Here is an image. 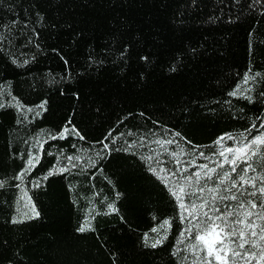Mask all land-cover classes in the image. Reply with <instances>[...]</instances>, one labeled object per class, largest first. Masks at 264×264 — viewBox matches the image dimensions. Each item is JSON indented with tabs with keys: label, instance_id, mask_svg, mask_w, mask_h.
Returning a JSON list of instances; mask_svg holds the SVG:
<instances>
[{
	"label": "trees",
	"instance_id": "trees-1",
	"mask_svg": "<svg viewBox=\"0 0 264 264\" xmlns=\"http://www.w3.org/2000/svg\"><path fill=\"white\" fill-rule=\"evenodd\" d=\"M262 92L264 0H0V264H181L187 222L158 176L264 133ZM65 126L79 136L52 139ZM67 155L89 162L54 172ZM21 190L40 216L13 223Z\"/></svg>",
	"mask_w": 264,
	"mask_h": 264
},
{
	"label": "snow or ice",
	"instance_id": "snow-or-ice-1",
	"mask_svg": "<svg viewBox=\"0 0 264 264\" xmlns=\"http://www.w3.org/2000/svg\"><path fill=\"white\" fill-rule=\"evenodd\" d=\"M260 76V73L254 75L246 73L244 84H249L250 81H255ZM244 91H250V89ZM238 94L243 95L239 86L229 93L231 96ZM261 95L264 96V92ZM246 98L250 99V97ZM44 104L46 101L38 107L44 109ZM4 106L3 103H0V107ZM28 111L31 112L32 109H28ZM252 127L255 128L256 125L254 124ZM260 127L264 128V121ZM69 132L79 136L75 127L70 129L65 126L58 134L52 136V139H64ZM175 135L179 136V133ZM80 138L83 139L82 136ZM226 140H232L235 146H226ZM100 143L102 148L95 155L103 158L104 151L109 150L110 152L111 150L109 144ZM155 143L163 147L165 144L174 143V141L157 140ZM215 143L220 146V150L213 155L222 157V160L219 161L210 160L215 166L199 165V168L204 171H197L189 175H183L187 172L186 168L183 170L177 168L163 176H158L169 188L170 194L178 201L180 209L183 210L180 216L181 221L187 220L189 224L180 233V243L184 244L186 234L190 242L185 248L174 254L180 258L183 264H264V133L256 135L251 140L243 134H240L239 137L225 134ZM132 147L134 144L129 143L125 150ZM173 155L176 157V163L180 164L179 154L173 153ZM199 155L204 156L203 153ZM66 159L72 167H76L74 161L80 160V157L68 156ZM146 159L151 162L154 157L148 156ZM89 160L95 166V161H92V158ZM38 163L39 156L29 154L28 167L17 176V179L23 180L29 169ZM156 163L159 164L160 161L157 159ZM225 164L229 166L228 170H224ZM257 168L261 170V174L249 175V172L256 173ZM238 169L239 171H237ZM150 170L157 173V168L152 167L151 164ZM59 171H68V168H60ZM159 172L165 173V169L161 167ZM233 173L236 174L235 177H233ZM52 174L49 172V175ZM176 177L179 179L174 180L173 178ZM209 182L213 186L209 187ZM2 186L3 182H0V187ZM35 186L39 187L40 185L37 182ZM196 200L200 202L196 203ZM108 207L110 210H115L111 204ZM30 211L31 215L25 212L24 217L34 219L40 216L35 205H32ZM92 219L94 217L91 215L86 217L78 231L83 233L93 230ZM12 222L21 223L23 218L14 219ZM170 226L168 220L163 221L160 228H164L165 233L151 242L152 248H156L167 239V229ZM158 231V228L152 229L154 233ZM144 240L147 244V233ZM180 251L185 252L186 255L180 256Z\"/></svg>",
	"mask_w": 264,
	"mask_h": 264
},
{
	"label": "rangeland",
	"instance_id": "rangeland-1",
	"mask_svg": "<svg viewBox=\"0 0 264 264\" xmlns=\"http://www.w3.org/2000/svg\"><path fill=\"white\" fill-rule=\"evenodd\" d=\"M68 156H73V155L62 156L60 158V160L58 161V163L56 164V166H55V168L53 170L54 172H60L59 169L60 168H64V167H67L68 169L73 168L69 164L68 160L66 159ZM73 157H80V160L74 161V163L76 164V166H81V165L87 166V163L89 162L87 160V156H80L79 155V156H73ZM29 198L30 197H29L28 192L25 191V190H21V192L19 194L18 201H17V206H16L18 218H24V215L23 214L25 212H27V213H29V215H31V211L30 210H31V207H32L33 204L31 202V200H30V203H29ZM185 221L187 222V226H189L188 221L187 220H185ZM186 237H187V234L185 235V242H184V244H182V248H185L186 245L190 242L188 240V238H186ZM183 255H186V253L182 251L180 253V256H183ZM181 264H183L182 261H181Z\"/></svg>",
	"mask_w": 264,
	"mask_h": 264
}]
</instances>
